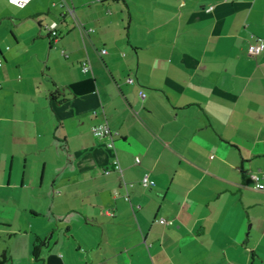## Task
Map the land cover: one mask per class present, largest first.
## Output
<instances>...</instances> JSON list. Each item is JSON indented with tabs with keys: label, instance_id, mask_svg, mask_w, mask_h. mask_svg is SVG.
Returning a JSON list of instances; mask_svg holds the SVG:
<instances>
[{
	"label": "crops",
	"instance_id": "1",
	"mask_svg": "<svg viewBox=\"0 0 264 264\" xmlns=\"http://www.w3.org/2000/svg\"><path fill=\"white\" fill-rule=\"evenodd\" d=\"M257 39L264 0H0V190L24 194L0 218L5 264H102L85 225L104 207L108 264H264Z\"/></svg>",
	"mask_w": 264,
	"mask_h": 264
},
{
	"label": "rangeland",
	"instance_id": "2",
	"mask_svg": "<svg viewBox=\"0 0 264 264\" xmlns=\"http://www.w3.org/2000/svg\"><path fill=\"white\" fill-rule=\"evenodd\" d=\"M23 191H20L17 188H6L0 190V218L10 217L15 215L14 212L9 213L8 207L10 203L17 198L21 197V193ZM46 192V193H44ZM44 195L47 194L48 198H52L55 196L54 190L52 186H48L47 190L44 189ZM23 194V193H22ZM24 195V194H23ZM102 217H96L94 219L89 220V225H85V228L88 227V232H91L95 235L94 239H89L87 242L89 243H95L94 246H96L97 253L95 254V260L94 262H102V264H108V217L105 216L106 208H102ZM17 213V212H16ZM76 215V214H73ZM82 221L83 218L81 219ZM86 222V221H85ZM83 225V222H82ZM86 229L82 228L81 232ZM94 241V242H93ZM71 242L74 243V246H77V243H75V240H72ZM76 244V245H75ZM83 249H87L83 246ZM81 250V255L79 258H82V254H84L87 250ZM80 250V249H77ZM64 250L59 252V255H62ZM42 264V263H38Z\"/></svg>",
	"mask_w": 264,
	"mask_h": 264
},
{
	"label": "built area",
	"instance_id": "3",
	"mask_svg": "<svg viewBox=\"0 0 264 264\" xmlns=\"http://www.w3.org/2000/svg\"><path fill=\"white\" fill-rule=\"evenodd\" d=\"M12 3L18 5V6H24L28 3L29 0H10ZM212 6H210L211 8ZM72 9H70V12L72 13ZM57 22H53V23H50L46 26V30L48 31L49 35L51 36L52 40H56L60 33L58 31V26H57ZM249 51L251 53H259L261 52L263 49H264V41L261 40V39H257L256 41L252 42L249 44V47H248ZM102 52H105L106 49H102L101 50ZM2 62L0 61V64ZM81 68L84 72H88L91 70V63L89 60H85L81 63ZM128 80L129 81H132V78L131 77H128ZM140 94L142 96L145 95V93H143L142 91L140 92ZM92 130H93V133L100 137V138H109V142L108 144L110 146H114V141H113V134H114V131L112 130V128L110 127V125L108 124V122H103V123H100V124H96L92 127ZM137 160H139V158L137 157L136 158ZM114 163H115V167L117 169H120L121 166H120V163H119V160L117 158H115L114 160ZM107 171V170H106ZM253 178L256 182V185L260 188H262L264 186V183L260 181V177L258 175H253ZM142 184L144 185H151V184H154L155 183V180L149 175V173H145L142 177ZM159 221L162 222V223H168V221L164 218V217H160L159 218Z\"/></svg>",
	"mask_w": 264,
	"mask_h": 264
},
{
	"label": "trees",
	"instance_id": "4",
	"mask_svg": "<svg viewBox=\"0 0 264 264\" xmlns=\"http://www.w3.org/2000/svg\"><path fill=\"white\" fill-rule=\"evenodd\" d=\"M50 95L52 99L56 100L57 102H61L66 99L64 92H62V89L56 92H51ZM48 240H49L48 237H40L38 235L35 236L32 247V256L35 260L42 259V253L45 247H47ZM6 262H7V256L5 253H3L0 256V264H5Z\"/></svg>",
	"mask_w": 264,
	"mask_h": 264
}]
</instances>
